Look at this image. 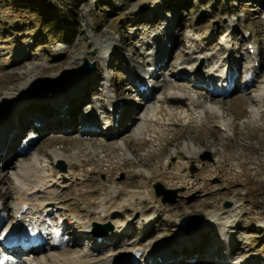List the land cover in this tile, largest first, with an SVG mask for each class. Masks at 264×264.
Wrapping results in <instances>:
<instances>
[{
	"label": "rangeland",
	"instance_id": "1",
	"mask_svg": "<svg viewBox=\"0 0 264 264\" xmlns=\"http://www.w3.org/2000/svg\"><path fill=\"white\" fill-rule=\"evenodd\" d=\"M248 39L255 47L252 55L257 53L254 60L245 46L237 50ZM163 54L150 97H136L131 73L141 72V64ZM229 55L232 63L226 61ZM254 61L260 66L254 67ZM85 63L92 66L88 71L83 70ZM227 68L236 73L227 96L209 94L185 77H172L185 71L193 80L194 71ZM169 92L212 104L222 113L193 114L183 102L166 99ZM58 93L72 100L71 115H60L53 100L39 105L41 98ZM114 99L123 102L119 113L132 111L135 119L119 120L109 137L84 133L74 118L77 102L87 115L109 120L113 115L104 113ZM156 103L157 120H146L141 134L142 114L151 113ZM38 109L35 118L42 120L40 128H34L37 141L24 147L22 155L16 141L8 155L0 156V199L7 215L13 211L15 222L4 227L29 236L55 229L53 219L62 215L66 229L51 247L45 241L29 252L1 249L11 253L3 264L23 262L20 258L32 252L47 258L41 264H50L49 256L82 257L81 264L114 258L124 264L129 261L120 258L124 252L170 255L166 264H212L208 253L219 242L217 225L224 228L225 239L233 240L236 263L264 264V0H0V121L14 112L23 121ZM19 120L11 123L7 137L15 136L12 128ZM222 124L225 131L218 128ZM24 128L25 123L18 138L30 137ZM123 141L130 153L119 148ZM185 147L196 154L187 158ZM24 165H32L33 173L19 177ZM35 180L58 196L52 197L55 205L45 214V224L33 215L21 227L14 211L22 190ZM129 181L145 189L122 191ZM158 185L164 193L159 197ZM39 195L23 197L22 210ZM123 200L133 207H124L122 214L131 213L111 215ZM196 215L203 216L198 226L205 221V228L200 240L192 242L179 221ZM71 224L88 232L74 238ZM144 224L149 234L139 241ZM36 225L42 230L27 229ZM101 228L111 231L107 236L114 240L96 249L89 229Z\"/></svg>",
	"mask_w": 264,
	"mask_h": 264
},
{
	"label": "bare ground",
	"instance_id": "2",
	"mask_svg": "<svg viewBox=\"0 0 264 264\" xmlns=\"http://www.w3.org/2000/svg\"><path fill=\"white\" fill-rule=\"evenodd\" d=\"M164 51V50H163ZM255 50L252 49V52H254ZM165 52V51H164ZM134 73L132 72L131 75H133V80H143V84L148 87V92L150 91V87H152V83L148 81H146L148 74H151V72L153 71V68L149 70V72L147 74H144V73H141V72H138L137 69H134ZM217 72H219V74H216ZM208 74L211 75L212 79H215L216 77L220 78V79H226V81L228 80L229 83H231L232 81V78H231V75L234 73L232 68H227L226 70L222 71H211L209 70L207 72ZM229 73V74H228ZM139 82V81H138ZM231 85V84H230ZM18 89H13V91H17ZM63 93H58L55 98L56 100V103L58 106L54 105L55 108L58 109L59 113H61L60 115H71L72 114V109L71 107L73 106V103L72 100H70V103L68 102L69 101V96L66 97L64 96V94L62 95ZM256 95V94H255ZM254 95V96H255ZM261 95V94H259ZM222 96V95H221ZM258 96V95H257ZM255 96V97H257ZM166 99H176V102L177 103H180V102H183L184 104L183 105H188L190 107V110L193 112V114H202L204 115L205 113L207 114H211V115H214V116H219L221 115L222 111L220 108H218L217 106H214L212 104H203V103H199L197 102L196 100H194L193 97H189V95H184L183 93H179V92H169L167 95H166ZM261 97V96H260ZM258 97V98H260ZM71 98V97H70ZM108 100H111L110 97ZM54 101V100H53ZM53 101H52V106H53ZM215 102V100H212V103ZM211 103V102H210ZM259 103V102H258ZM62 104V110H60L59 106ZM69 105V106H68ZM111 110L113 111H116L117 108H115V103L113 101H110V106ZM157 110H159V104L156 103L155 105V108L151 111V113L149 114H142V120H141V126L139 127V132L141 133H144L146 130H145V123H146V120H148L149 122H155V120H157ZM118 111V110H117ZM64 112V113H63ZM119 113V111H118ZM253 113V112H252ZM117 114V112L115 113ZM120 120L121 119H124L125 120H128L130 121L132 115H133V119H135V114L131 111L130 113L127 114V112H120ZM254 114V113H253ZM37 116H40V115H37ZM74 118H75V114H74ZM257 118V117H256ZM40 122L42 119L40 117L38 118H32V121H37ZM61 120H56L55 123L59 124ZM0 149H1V154L0 156L2 155H8V152L10 151L11 149V146L14 142L17 141L18 139V136H19V133L22 132L20 131L21 128H23L24 126V123H25V120H19L17 126H15L16 124H14V127L12 128V130L15 133V136H13L12 138L10 136L7 137V131L9 129H11V123H16V120L12 118H9L8 119L6 118V120H1L0 121ZM224 122V120H223ZM72 123L70 122V125ZM91 124H89L87 122V125L86 126H91ZM130 125V124H128ZM222 127L225 128V124H222L221 125ZM86 128H89V127H86ZM137 129V128H136ZM90 130V129H89ZM89 130L85 129L83 132H88ZM138 131V130H137ZM101 132V131H100ZM32 133V132H31ZM141 133V134H142ZM35 134V133H34ZM34 134H32V136H34ZM137 134V133H135ZM140 135V134H139ZM138 138V136H136ZM3 139H7V142L3 143ZM34 139V137L30 138L29 139V142H32ZM125 141V140H124ZM122 142L119 146L120 149L122 150H125L126 152H129V147L127 146V144L125 142ZM25 147V146H24ZM23 147V149H24ZM116 149V148H115ZM119 149V150H120ZM117 150V149H116ZM187 155L188 157L187 158H192L196 153H189L188 149L185 147L184 150H183ZM58 156V155H57ZM56 156V157H57ZM179 160L182 161L184 158L179 155ZM203 168L205 171H207V168H208V165H203ZM33 169L34 167L32 165H27V166H23L19 169V172H18V176L19 177H27L29 174L33 173ZM177 176H173L171 175L170 179H176ZM36 182L28 185L27 187H25L23 190H22V197L20 198V202L19 204H17V207L15 208V211H14V215H15V219H18L21 227H23L24 223L26 220H31V216L33 215H39V218L38 220L44 222V224L47 222L44 217H45V214L47 212H49L52 208L51 206L55 205L54 204V200L52 199V197H57L58 195L56 194H53V192H50L49 190H47V187H45V184H43L40 180H35ZM137 188H142V189H145V186H136V184L134 183V181H129L125 184H123L122 186V191L125 190V189H129V190H135ZM204 189H207V186H204ZM121 191V192H122ZM119 195H120V191H118ZM35 193H38L40 194L38 196V198L35 199V203L33 204H30L28 209L26 211L22 210V207L24 206V203H23V197H25L26 195H29V194H35ZM129 192L127 191L126 194H128ZM205 196L207 197L208 196V193H205L202 197L205 198ZM118 196H116L115 198H117ZM133 207V206H129L127 205V200H123L122 203L118 204V206L116 207V209L112 210V213L111 215H118L119 218H121V216L123 217V215L127 216L128 214L131 213V211H129V213L126 214H122L123 212V208L124 207ZM208 207V206H207ZM206 208V207H205ZM214 210V209H213ZM145 211H148L149 212V209H146ZM144 210L142 212H145ZM217 211V210H216ZM212 215V214H211ZM215 215V214H214ZM206 216V214H205ZM208 216V215H207ZM216 220V219H215ZM89 221V220H88ZM205 222V221H204ZM204 222H202L198 228V230L196 231H192L188 234V238L194 242H198L200 240V233H201V230H203V228H205L204 226ZM146 224V223H145ZM144 224V226H145ZM142 226V227H144ZM216 229L219 233V239L218 241L220 240H224V228L222 226H216ZM53 232L55 233V229H53ZM86 232H88L87 230L83 231L82 233L85 234ZM110 233L111 235L113 233L108 232ZM32 234V232H31ZM29 234V236L25 235L24 233L22 234H16L15 232H12L11 229H10V225H7L5 227V230L4 232H2L0 234V236L3 238L4 237V241H6V245L9 246L10 248H6V250H9L10 252L12 253H22L23 251L21 250V248L24 247V252L26 251H30V250H35L34 248L31 247V244L27 245V242H29L30 238L33 236V239L31 240H36L35 237L36 236H40V233H33V235ZM51 234V233H50ZM108 235V234H107ZM110 235V236H111ZM101 235H98L97 237H100ZM6 237V238H5ZM60 240V236H59V233H55L54 235V238H53V243L54 245L57 244V242ZM34 242V241H33ZM32 242V243H33ZM51 244V245H53ZM219 244V242H218ZM2 250H4V248H1ZM127 250V249H126ZM124 250V251H126ZM32 252V251H31ZM66 252V251H65ZM36 252H32L30 253V257H23V258H20L22 259L21 261L23 262H18L19 263H23V264H26L28 261H31L32 264H41V263H44L45 261H47V258H44L42 255H37L35 254ZM70 253V252H68ZM66 253V254H68ZM196 253V252H195ZM131 252L130 253H123L121 255L120 258L122 259H130L131 258ZM151 257V259H153V262L149 263V264H166L165 262L168 260V256L167 255H162V254H155V253H151V255L149 256ZM85 258V257H84ZM119 258V259H120ZM49 259H50V264H81L83 262V258L82 257H57V256H49ZM199 259V258H198ZM166 260V261H165ZM5 260L2 259L1 260V264L4 262ZM215 264L217 263L216 261H213ZM121 262H119V260H115L114 258L111 259V261L109 262H106L104 264H120ZM251 261H248V262H239V264H250ZM5 264V263H4Z\"/></svg>",
	"mask_w": 264,
	"mask_h": 264
},
{
	"label": "water",
	"instance_id": "3",
	"mask_svg": "<svg viewBox=\"0 0 264 264\" xmlns=\"http://www.w3.org/2000/svg\"><path fill=\"white\" fill-rule=\"evenodd\" d=\"M91 67L92 66L85 63V65L83 66V70L88 71ZM162 193L163 191L160 189V186H156V196L159 197ZM228 206L229 204L227 203L225 207ZM202 218V215L184 217L179 221V228L183 230L186 234L190 231H195L199 228L198 224L202 220Z\"/></svg>",
	"mask_w": 264,
	"mask_h": 264
},
{
	"label": "trees",
	"instance_id": "4",
	"mask_svg": "<svg viewBox=\"0 0 264 264\" xmlns=\"http://www.w3.org/2000/svg\"><path fill=\"white\" fill-rule=\"evenodd\" d=\"M75 3H76V1H75ZM94 17V16H93Z\"/></svg>",
	"mask_w": 264,
	"mask_h": 264
}]
</instances>
